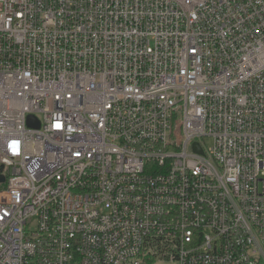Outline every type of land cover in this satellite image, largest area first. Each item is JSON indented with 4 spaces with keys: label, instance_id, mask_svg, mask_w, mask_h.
Segmentation results:
<instances>
[{
    "label": "built area",
    "instance_id": "built-area-1",
    "mask_svg": "<svg viewBox=\"0 0 264 264\" xmlns=\"http://www.w3.org/2000/svg\"><path fill=\"white\" fill-rule=\"evenodd\" d=\"M1 166L0 264H264V0H0Z\"/></svg>",
    "mask_w": 264,
    "mask_h": 264
},
{
    "label": "water",
    "instance_id": "water-1",
    "mask_svg": "<svg viewBox=\"0 0 264 264\" xmlns=\"http://www.w3.org/2000/svg\"><path fill=\"white\" fill-rule=\"evenodd\" d=\"M34 119H35L34 116H30V117H29V122H33ZM199 148H200V147H199L198 143H195V149H196V150H199ZM3 168H4V167L1 166V167H0V171H2ZM5 180H6L5 176L2 175V174H0V184H1V183H4Z\"/></svg>",
    "mask_w": 264,
    "mask_h": 264
},
{
    "label": "rangeland",
    "instance_id": "rangeland-1",
    "mask_svg": "<svg viewBox=\"0 0 264 264\" xmlns=\"http://www.w3.org/2000/svg\"><path fill=\"white\" fill-rule=\"evenodd\" d=\"M205 143H206V145L207 146H210L211 145V143H212V140L211 139H207V140H205ZM264 178V177H263ZM1 187H3V186H5L4 185V183L2 184V185H0ZM0 187V188H1ZM260 189L262 190V184H261V187H260ZM159 264H177V263H172V262H162V263H159Z\"/></svg>",
    "mask_w": 264,
    "mask_h": 264
}]
</instances>
